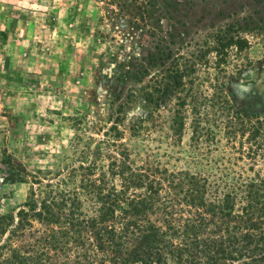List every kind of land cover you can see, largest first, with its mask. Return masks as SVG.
Wrapping results in <instances>:
<instances>
[{
	"label": "rangeland",
	"instance_id": "374dc122",
	"mask_svg": "<svg viewBox=\"0 0 264 264\" xmlns=\"http://www.w3.org/2000/svg\"><path fill=\"white\" fill-rule=\"evenodd\" d=\"M263 111L264 0H0L8 224L46 184L107 161L112 143L186 168L193 131L205 149L206 133L224 143L228 119L244 130ZM176 117L181 141L170 136ZM33 219L17 247L42 236L45 222Z\"/></svg>",
	"mask_w": 264,
	"mask_h": 264
},
{
	"label": "trees",
	"instance_id": "16d2710c",
	"mask_svg": "<svg viewBox=\"0 0 264 264\" xmlns=\"http://www.w3.org/2000/svg\"><path fill=\"white\" fill-rule=\"evenodd\" d=\"M174 122L181 141L184 121ZM206 134L201 149L204 133L192 132L186 168L120 142L87 176L46 184L15 224L0 215V233L13 225L0 264H264V111L244 130L228 119L224 143ZM33 218L45 222L42 236L17 247Z\"/></svg>",
	"mask_w": 264,
	"mask_h": 264
}]
</instances>
